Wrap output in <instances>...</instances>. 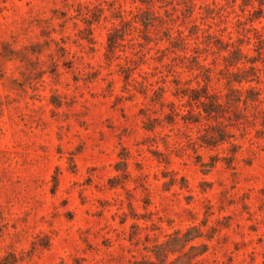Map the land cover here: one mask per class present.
I'll return each mask as SVG.
<instances>
[{
  "label": "rangeland",
  "instance_id": "obj_1",
  "mask_svg": "<svg viewBox=\"0 0 264 264\" xmlns=\"http://www.w3.org/2000/svg\"><path fill=\"white\" fill-rule=\"evenodd\" d=\"M252 1L0 0V264H264ZM218 40L259 82L230 81Z\"/></svg>",
  "mask_w": 264,
  "mask_h": 264
},
{
  "label": "trees",
  "instance_id": "obj_2",
  "mask_svg": "<svg viewBox=\"0 0 264 264\" xmlns=\"http://www.w3.org/2000/svg\"><path fill=\"white\" fill-rule=\"evenodd\" d=\"M253 4V1L250 0ZM259 3V8H255L254 10H250L249 14H250V20L254 21L256 19H260L261 17L264 16V0H256ZM79 6H82L81 2H78ZM83 7V6H82ZM82 7H80V10L82 9ZM193 10V6L189 5L187 7V12L188 13H192ZM150 17L148 18H144L143 22L144 25L147 29L150 28V26L153 25L154 19H155V14L151 11H149ZM129 21H125V24H128ZM256 29V28H255ZM88 30L90 31V33H92V29L88 28ZM257 30V29H256ZM257 36L259 38V42L264 45V32H260V30H257ZM125 33V32H124ZM123 35V34H122ZM111 36V35H110ZM182 40H184L182 38ZM217 43L221 44L220 49L222 50H226L228 51V54L224 56V59L226 60V62L230 65V66H234V67H238V71L234 72L231 75V79L230 81H235L238 84H242L244 82H251V81H257L258 80V67L256 65L257 61L259 60L256 57H249L248 52L243 48V41H237V43L232 42V43H228V42H224L223 40H218ZM232 45L233 49L230 50L229 46ZM61 50L64 51L63 47H60ZM250 62L251 66H249L248 69H242L239 64L240 63H247ZM249 72H254L253 75L255 76L252 77L250 75H248ZM206 89V88H205ZM191 91L193 92L192 95H190L192 100H196L199 101L200 104L203 106V110L205 113H207L208 115H212L213 113L217 112V110L222 106L221 102H220V98L218 97L217 94H208L207 91H200V89H196V88H191ZM246 91L251 92V93H255L257 95H259L260 93L258 91L255 90L254 86L248 87L246 88ZM242 93H243V89L236 87L233 88L230 93L228 94V103H233V104H239V102H241L243 100L245 106L247 107L248 105V101L251 98L245 97L244 99H242ZM161 93H159V97H161ZM186 95V94H184ZM206 98V100L203 99ZM126 164V162H123ZM196 228H190L187 232H185L183 235H178L176 234L175 236H173L169 242L171 243V245L173 244H178L180 242L186 243L188 241H190L191 239H193V237L196 236H190V233L193 232ZM194 247V246H192ZM206 247V246H204ZM162 255L164 257L167 256L166 254L160 253L159 254V259L161 260V262H163L165 260V258L162 259ZM152 264H157V262H152ZM164 264V263H162Z\"/></svg>",
  "mask_w": 264,
  "mask_h": 264
}]
</instances>
